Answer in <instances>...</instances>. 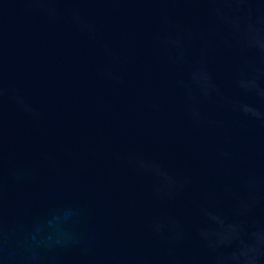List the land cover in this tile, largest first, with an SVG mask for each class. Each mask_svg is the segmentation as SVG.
<instances>
[{"label":"water","instance_id":"95a60500","mask_svg":"<svg viewBox=\"0 0 264 264\" xmlns=\"http://www.w3.org/2000/svg\"><path fill=\"white\" fill-rule=\"evenodd\" d=\"M0 264H264V0H0Z\"/></svg>","mask_w":264,"mask_h":264}]
</instances>
